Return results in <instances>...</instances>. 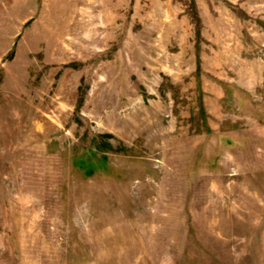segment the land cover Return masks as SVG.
I'll list each match as a JSON object with an SVG mask.
<instances>
[{
	"label": "rangeland",
	"instance_id": "374dc122",
	"mask_svg": "<svg viewBox=\"0 0 264 264\" xmlns=\"http://www.w3.org/2000/svg\"><path fill=\"white\" fill-rule=\"evenodd\" d=\"M0 264H264V0H0Z\"/></svg>",
	"mask_w": 264,
	"mask_h": 264
}]
</instances>
